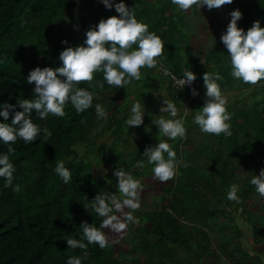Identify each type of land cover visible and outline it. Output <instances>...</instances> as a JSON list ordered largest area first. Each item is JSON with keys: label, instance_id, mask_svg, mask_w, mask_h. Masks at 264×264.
Returning a JSON list of instances; mask_svg holds the SVG:
<instances>
[{"label": "trees", "instance_id": "1", "mask_svg": "<svg viewBox=\"0 0 264 264\" xmlns=\"http://www.w3.org/2000/svg\"><path fill=\"white\" fill-rule=\"evenodd\" d=\"M126 3L134 5L137 18L164 39L165 49L158 58L161 65L177 76L191 68L203 88L199 96L191 98L187 88L173 89L166 81L168 98L177 103L178 115L186 116L188 129L186 138L170 141L180 161L178 173L162 182L153 177L151 164L140 167L136 163L147 159L141 156L146 145L168 139L152 123L155 86L150 80L154 76L160 82L166 80L159 66L144 68L141 80L125 88L107 83L103 89L96 88L94 102L106 107L107 118H98L94 107L78 113L70 103L63 117L49 114L42 120L33 112V120L47 126L52 134L45 138L42 133L31 143L22 139L15 142L16 152L11 157L17 167L14 183H20L22 191L14 192L0 177V264H67L69 255L83 256V264H264L263 253L253 256L244 248L246 237L237 224V217L245 216L252 242H264V196L260 208L252 211L260 198L248 182L264 167V80L251 84L231 75L228 50L219 40L226 27L217 30V43L213 37L207 54L197 59L190 47L198 21L195 6V16L190 18L171 0ZM224 6L243 12L238 24L245 30L257 19L264 26V0H234ZM112 15L119 13L100 0H0V103L9 100L15 104L17 99L34 95V82L26 81L29 70L37 65L60 66L63 48L82 43L89 27ZM64 39L69 45L61 42ZM206 71L223 75V90L238 86L250 91L246 92L248 103L238 98L228 104L231 136L202 132L194 138L200 127L193 116L204 102ZM96 76L102 78V73ZM141 97L146 107L144 124L130 128L124 121L132 102ZM184 107L192 110L189 116ZM102 122V132H109L110 143L97 148ZM138 131L142 141L131 146L129 141ZM7 150L0 142V151ZM58 160H64L72 170L71 183H64L55 172ZM120 160L144 181L152 178L162 183L161 197L155 199L153 209L135 210L139 223L130 224L123 234L105 228L113 241L109 247L90 244L87 249L69 248L65 238H79L82 221L99 226L102 218L84 203L98 191L116 190L113 170L120 166ZM106 163L111 165L106 172H94L96 166ZM232 182L240 183L239 203L227 199ZM125 237L129 247L121 245Z\"/></svg>", "mask_w": 264, "mask_h": 264}, {"label": "clouds", "instance_id": "2", "mask_svg": "<svg viewBox=\"0 0 264 264\" xmlns=\"http://www.w3.org/2000/svg\"><path fill=\"white\" fill-rule=\"evenodd\" d=\"M108 9L115 8L119 15L101 18L99 22L89 27L82 43L69 45L67 39L61 42L69 45L59 53L62 64L57 67L50 65L35 66L29 70L26 77L28 84H33L34 95L17 99L15 104L9 100L0 103V142L7 145V151H0V177L4 178L6 186L14 192L22 191L16 180L17 167L12 154L18 139L31 143L42 133L45 138L51 136L47 126L33 120V112L42 120L49 114L63 117L67 115L66 105L74 106L78 113L89 108L95 110L98 118H107L109 113L100 102H94L97 94L95 89H103L105 83L110 86L125 88L133 81L142 78V69H152L160 66L165 76H171L174 83L191 87V94L199 96L200 92L193 86L197 74L191 68L185 69L182 76H177L170 68L163 67L158 58H162L165 41L156 31L150 30L149 24L138 19L134 5L126 0H100ZM234 0H171L177 9L187 11L193 6L221 8L232 4ZM230 20L221 32L219 40L228 50L231 75L245 83L256 84L264 80V26L261 20H254L245 30L238 22L243 18L239 8L229 12ZM214 42L217 43L216 37ZM102 73V78L96 76ZM224 79L219 71H206L203 74V105L196 109L194 122L204 133L225 136L232 135L231 116L228 110V96L222 89L220 81ZM88 82L82 85L81 82ZM146 107L141 98L135 99L125 119V125L131 127L144 124ZM188 107H186V112ZM160 115L152 119L158 128V133L168 139H158L156 143L146 145L141 156L147 159L138 160L140 167L151 164V172L155 179L168 181L178 173L177 151L170 141L186 138V116L178 115L180 109L171 98H163L159 109ZM166 114V115H165ZM10 121V122H9ZM113 170L116 177L115 191H98L84 207H89L101 217L99 226L96 223L82 221V233L79 238L69 235L65 238L71 249H87L90 244H98L100 248L109 247L110 240L105 228L123 234L130 224L139 223L135 210L141 207V192L145 185L142 177H137L130 169H126L121 160ZM187 164H185V167ZM55 172L66 184L72 182V170L64 160L56 162ZM255 190L264 196V167L259 174H254L248 181ZM240 183L232 182L228 186L227 199L239 203L242 196ZM129 209V210H126ZM81 255H69L67 264H83Z\"/></svg>", "mask_w": 264, "mask_h": 264}, {"label": "rangeland", "instance_id": "3", "mask_svg": "<svg viewBox=\"0 0 264 264\" xmlns=\"http://www.w3.org/2000/svg\"><path fill=\"white\" fill-rule=\"evenodd\" d=\"M193 8L194 7L187 10L188 12L187 14L190 18L193 15L195 16V14L192 13ZM196 9L198 12L197 14L198 21L196 22L195 31L192 36L190 47L196 54L197 59H203L210 49L209 44L213 39V35H215L217 30L223 29V27H226L227 23L229 22L230 20L229 12L232 9L227 6H222L221 8H213L211 10H209L206 6L203 7L201 10L199 8H196ZM150 81L153 82L155 86L151 111H152L153 119H157L160 115L159 109H160V105L162 103L163 98H168V94L166 92L168 83L166 82V80H164L163 82H160L159 80H157L156 76L152 77ZM224 92L228 96L229 102L235 101L238 98H241V100L246 101V103L250 101V99L248 98L246 94V92H250V91L241 89L238 86H232L230 90H224ZM130 99H133V95L130 96ZM183 111L187 116H189L192 110L188 108L186 112V108L184 107ZM103 124L104 122L101 123V125L98 128V131L102 132ZM153 126H156V125L153 124ZM194 133H195L194 138H198L200 134H202V131L200 130V128H197V130H195ZM109 135H110L109 132H106V133L102 132L100 136H98V138L96 139L95 146L97 148L106 147L107 144L110 143ZM131 138L132 139H130L129 141L130 142L129 144L131 146L138 145L137 143H141L142 141V136H141L140 131L137 132V135L135 137L132 136ZM110 166L111 165L108 163L101 164L100 166H96L94 168V172L98 174L100 172H106ZM143 183L146 185H145V188L141 192V207H144L145 209H153L154 208L153 203L155 202V199L156 198L159 199L161 197L162 183H157L152 178L149 181L148 180L144 181L143 179ZM257 197L260 199L253 204V209H259L262 203L263 196L258 194ZM244 219H245V216H238L237 224H238V227L242 229L246 228V232H245L246 241L243 242V245H244V248L249 251V248L253 247V242L250 238V231L248 227L246 226V224H244V221H243ZM220 220H223V218H220ZM121 245L123 247L130 246L129 242L126 240V237L122 240ZM260 247L264 248V245H260ZM255 249L261 250L262 248H255ZM255 255L256 254H253V256ZM230 264H233V263H230ZM246 264H252V263L249 262Z\"/></svg>", "mask_w": 264, "mask_h": 264}, {"label": "built area", "instance_id": "4", "mask_svg": "<svg viewBox=\"0 0 264 264\" xmlns=\"http://www.w3.org/2000/svg\"><path fill=\"white\" fill-rule=\"evenodd\" d=\"M158 70L163 74V69H162L160 66L158 67ZM158 70H157V71H158ZM159 71H158V72H159ZM163 75H164V74H163ZM164 76H165V75H164ZM165 77H166V78H165L166 81L171 85V87H172L173 89H181V88H183V86L174 83L170 75H169V76H165ZM193 86H194L195 88H197V89L199 90V92L203 91V88L201 87L199 81H196V80H195V81L193 82ZM191 87H192V86H188V85H186L184 88H187V89L191 92V90H190ZM192 97H195V96H193V95L191 94V98H192Z\"/></svg>", "mask_w": 264, "mask_h": 264}, {"label": "crops", "instance_id": "5", "mask_svg": "<svg viewBox=\"0 0 264 264\" xmlns=\"http://www.w3.org/2000/svg\"><path fill=\"white\" fill-rule=\"evenodd\" d=\"M254 209H252V211H253ZM244 224H246L245 222H244ZM247 227H248V225H246ZM243 227V226H242ZM243 232H244V234H245V232H246V228H240ZM249 229V228H248ZM245 237H246V235H245ZM260 245H264V243L263 242H261V243H257V244H254L253 243V247H251V248H249L250 250V253H251V255H253V254H255L256 252L257 253H263L264 254V248L263 247H260ZM255 248H262L261 250H256Z\"/></svg>", "mask_w": 264, "mask_h": 264}]
</instances>
